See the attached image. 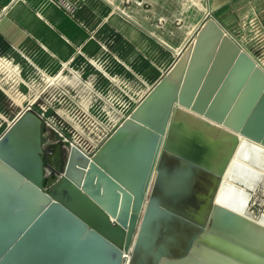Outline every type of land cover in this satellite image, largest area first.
Masks as SVG:
<instances>
[{
  "label": "water",
  "instance_id": "water-1",
  "mask_svg": "<svg viewBox=\"0 0 264 264\" xmlns=\"http://www.w3.org/2000/svg\"><path fill=\"white\" fill-rule=\"evenodd\" d=\"M186 118L264 146V71L212 18L93 156L70 145L49 187L41 119L21 112L0 137V264H264V227L216 202L235 139L221 158Z\"/></svg>",
  "mask_w": 264,
  "mask_h": 264
},
{
  "label": "rangeland",
  "instance_id": "rangeland-1",
  "mask_svg": "<svg viewBox=\"0 0 264 264\" xmlns=\"http://www.w3.org/2000/svg\"><path fill=\"white\" fill-rule=\"evenodd\" d=\"M108 2L113 3L115 13L121 16H127L132 4H135L132 11L142 9L155 12L157 8L155 0L152 3L150 0L148 3L144 0ZM168 2L169 5L164 9V24L168 26L169 35L177 36L178 41L184 42L179 58L186 55L202 24L212 18L264 71V0ZM17 3H23V0H0L1 15L14 18L13 9ZM3 7H7L6 12L1 11ZM155 22L159 24V21ZM5 35L6 32L0 31V47L7 40ZM7 43L8 52L6 48L0 49V137L21 112L30 109L41 119V132L48 137L47 145H63L65 161L58 176L63 172L66 153L71 144L89 157L93 156L141 98L143 90L133 93L129 83L124 80H119L117 92L111 90V93L102 94L92 80H86L78 64L74 66L72 63L66 68L42 61L31 50L27 51L26 47L17 49V41L13 37ZM26 55L29 61L25 59ZM16 56L19 61L12 59ZM84 82H88L91 87H86L88 85L85 86ZM42 149L43 152L47 151L44 146ZM234 184L245 188L240 181ZM247 194L250 196L251 212L255 218H259L264 212V185L257 186L251 193L248 190Z\"/></svg>",
  "mask_w": 264,
  "mask_h": 264
},
{
  "label": "crops",
  "instance_id": "crops-1",
  "mask_svg": "<svg viewBox=\"0 0 264 264\" xmlns=\"http://www.w3.org/2000/svg\"><path fill=\"white\" fill-rule=\"evenodd\" d=\"M73 1L78 8L70 16L47 0L17 3L13 9L16 19L0 13V31L6 32L7 39L0 49L8 52L9 38H16L17 49L26 47L42 61L66 68L78 64L86 80H92L102 94L117 92L119 80L128 82L133 93L143 90L139 103L183 52L184 42L169 35L164 24L168 0H155V12L132 11V4L127 16L115 13L108 0ZM83 84L91 87L88 82Z\"/></svg>",
  "mask_w": 264,
  "mask_h": 264
},
{
  "label": "bare ground",
  "instance_id": "bare-ground-1",
  "mask_svg": "<svg viewBox=\"0 0 264 264\" xmlns=\"http://www.w3.org/2000/svg\"><path fill=\"white\" fill-rule=\"evenodd\" d=\"M189 53L190 48L186 55L183 56L184 61L188 59ZM183 121L187 125H192L193 128H199L198 130L204 132L205 135L207 133L210 137L212 136L213 139L220 140L222 142V145L220 146L221 149L219 150V156L221 158H224V156L227 155V150L231 146V141L233 138L235 139L236 147L226 165L222 182L216 195V202L264 227V214L262 217L255 218L251 212H248L246 204L248 203L250 196L244 192L245 188L243 189L242 186L240 187L234 184L236 181L242 182L244 186L249 189V193L252 191L254 192V189H256L257 186L264 185V146L243 135L234 132H227L222 129H218V131L214 129L213 133L207 132L211 129H205L204 121L200 119H196V123H192L188 118L183 119ZM58 144L62 145V143ZM44 145H47V140L44 141ZM59 148L57 154L55 152L56 157L58 158H53V156L52 158H48V160L52 159V162L55 160L58 161V163L55 161L58 165L61 164L60 155L58 153ZM59 170L60 167L56 171ZM52 184L54 183L47 185L49 187Z\"/></svg>",
  "mask_w": 264,
  "mask_h": 264
},
{
  "label": "flooded vegetation",
  "instance_id": "flooded-vegetation-1",
  "mask_svg": "<svg viewBox=\"0 0 264 264\" xmlns=\"http://www.w3.org/2000/svg\"><path fill=\"white\" fill-rule=\"evenodd\" d=\"M57 144L44 145V146H47L46 147L47 151L44 152V154L50 155V157H48V158H52V156H53V158H58V157H56V154H57L58 148L60 147L58 153H59L60 159H61V164H59V165L57 164L58 161L55 160L57 163L55 161L52 162V159L49 160L50 164L46 165V167L44 165V184L45 183H47V184L55 183L57 181V179L59 178V176L57 175L58 171H56V170H58L59 167L61 169L62 166L64 165L65 158H64L63 145L62 146H55ZM48 146H50V148H48ZM55 152H56V154H55ZM236 183L238 184V182H236ZM244 190H245L244 191L245 193H248L249 189L245 187ZM246 209L248 212H251L250 201H248V203L246 204ZM251 214H253V213L251 212ZM263 214H264V212H263ZM263 214L260 215V217H262Z\"/></svg>",
  "mask_w": 264,
  "mask_h": 264
},
{
  "label": "built area",
  "instance_id": "built-area-1",
  "mask_svg": "<svg viewBox=\"0 0 264 264\" xmlns=\"http://www.w3.org/2000/svg\"><path fill=\"white\" fill-rule=\"evenodd\" d=\"M48 1L52 4H55L58 8L63 10L68 15H73L78 8V4L73 0H48ZM45 136L47 137V135H45ZM128 259H129L128 256H126V255L123 256L124 264H127Z\"/></svg>",
  "mask_w": 264,
  "mask_h": 264
}]
</instances>
